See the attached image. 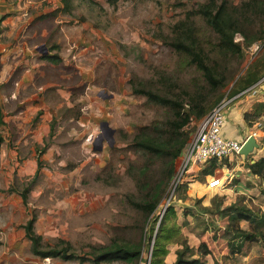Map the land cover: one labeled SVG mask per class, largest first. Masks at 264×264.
<instances>
[{"label":"rangeland","instance_id":"obj_1","mask_svg":"<svg viewBox=\"0 0 264 264\" xmlns=\"http://www.w3.org/2000/svg\"><path fill=\"white\" fill-rule=\"evenodd\" d=\"M249 1L229 0L238 7L231 9L240 29L230 49L208 46L205 39L218 45L220 35L192 14L209 0H74L71 12H62L59 0H22V9L20 0H8L16 6L12 12L0 3V49H13L10 58L0 52L6 122L0 125V264H44L23 228L33 217L43 250L68 251L52 258L54 264H167L168 255L157 263L151 249L170 209L175 214L159 238L169 252L187 242L206 264H264L263 242L239 248L241 242L225 237L231 212H215L237 204L264 214V176L251 167L264 157V16L253 15ZM16 11L28 25L22 32L4 23ZM177 41L193 45L222 85L208 82L195 64H183ZM42 45L59 63L44 58ZM146 91L178 101L193 116L237 96L223 134L241 143L254 136L259 146L248 156L194 167L180 181L187 191L179 199L182 156L168 178L167 161L134 149L146 127L171 113ZM103 123L115 133L106 137ZM40 157L44 168L35 179ZM206 168L214 174L206 176ZM213 178L223 185L212 188ZM27 186L26 206L8 190ZM154 197L158 207L149 214L143 207ZM240 225L255 231L247 221ZM118 246L141 249V256L94 261Z\"/></svg>","mask_w":264,"mask_h":264},{"label":"trees","instance_id":"obj_2","mask_svg":"<svg viewBox=\"0 0 264 264\" xmlns=\"http://www.w3.org/2000/svg\"><path fill=\"white\" fill-rule=\"evenodd\" d=\"M59 1L62 4V12H71V10L73 9L74 0ZM118 1L119 0H108L111 5H115ZM247 3L250 4L248 5V7L251 9L253 15H256L258 17L264 16V0H250ZM231 8L233 9L235 7H233V4H231L229 0H209V2L201 4L197 9L192 11V14L200 15L206 21L207 25L220 35L221 42L218 45L212 44L205 39V43L208 46L214 48L226 47V49L237 46V44L234 43V36L236 33L240 32V29L236 27L237 24L234 19L235 13H233V10ZM237 8L238 7H236L234 10H236ZM199 35L202 37L204 36V34L200 33ZM260 38L261 37L259 36L255 38V40H259ZM173 47L182 56L183 64H195L196 68L202 73V75L208 82L222 85L220 79L216 77L214 70L203 60L201 54L198 53L193 45L177 41L173 44ZM44 58L51 62L59 63L57 61V56L55 57L54 55L47 54L44 56ZM1 69L2 65L0 62V72ZM144 94L148 96L149 101L169 108L171 113L164 123H154V125L146 127L144 129V131H146L144 132L145 134L136 137L134 149H140L145 153L167 161L168 178H172L176 170L177 161L182 156L189 141V133H182L181 130L190 123L193 117L203 116L205 114V110L195 112L196 115L193 116V113H191L190 111H184L183 105L176 100H173L166 96H161L160 94L154 93L152 91H146ZM5 124V112L3 110L2 104L0 103V125ZM150 129H152L151 133L148 132L150 131ZM53 136L54 133L52 125L49 134L50 140L45 144L43 150H46L48 148ZM37 161L38 168L35 174V179L39 177L44 168L43 159H41L40 157ZM211 164L212 167L217 166L216 161L212 162ZM251 167L255 174L264 176V157L256 161ZM204 174L206 176L213 175L214 171L210 168H206ZM175 189L176 195L179 199H183L186 197V195H184V193L187 191L186 184L178 183ZM8 192L17 193L21 196L23 203L26 206L28 205L30 193L29 186L24 187L23 189L19 187H10ZM198 202H201V200H198ZM158 203L159 199L154 197L153 200L145 204L146 207H143V209L148 210V213L151 214L158 207ZM215 209V212L221 213L223 215L231 212L230 220L232 223H229L228 227L226 228L225 237L229 240H232V243H234L235 241L241 242L240 245H238L239 248L242 247V244L245 241L258 240L262 241L264 244V214L257 216L248 208L238 207L237 204H233L224 209H221V207H216ZM203 210L206 213L213 212V209L211 207H204ZM174 214L175 213L173 209H170L165 213V216L162 218V221L160 223L159 232L155 238V245L152 248L154 260L157 263L160 262L161 254H169L167 247H165L166 241H159V238L162 236L161 233L164 232L167 223L166 221L171 219ZM242 221H247L250 224L254 225L255 231L242 228L240 225V222ZM35 222L36 217H33L32 219L28 220V222L23 226L27 238L32 242L33 253L41 258H56L60 256L68 257V251L66 249L50 248L47 250H43L41 248V237L36 233L34 229ZM181 245L182 248L176 251L177 258L173 264H206L201 256H195L194 249L191 248L187 244V242L181 243ZM141 253V249L124 248L118 246L116 248L103 251L101 254H97L94 258V261H102L111 257L138 258L141 256ZM203 254H205V251H203Z\"/></svg>","mask_w":264,"mask_h":264},{"label":"built area","instance_id":"obj_3","mask_svg":"<svg viewBox=\"0 0 264 264\" xmlns=\"http://www.w3.org/2000/svg\"><path fill=\"white\" fill-rule=\"evenodd\" d=\"M15 96L16 94L13 95ZM236 97L226 96L203 116L193 117L190 123L181 130L182 133H189V141L182 154V172L177 180L178 183L183 175L194 167H205L214 161L220 165L226 160L242 156L240 152L244 143L227 138L223 134L227 111ZM218 182V178H213L210 185L215 186ZM44 264H54L52 257L45 258Z\"/></svg>","mask_w":264,"mask_h":264},{"label":"crops","instance_id":"obj_4","mask_svg":"<svg viewBox=\"0 0 264 264\" xmlns=\"http://www.w3.org/2000/svg\"><path fill=\"white\" fill-rule=\"evenodd\" d=\"M7 1L8 0H0V3H4L6 6L4 7V11L5 12H12L15 8H16V6L15 5H13V4H8L7 3ZM22 2V0H20V2L17 4V6H18V8L19 9H22V8H20L21 7V3ZM7 4H8V6H9V9H8V6H7ZM25 4V6L27 5V2L26 3H24ZM0 8H1V6H0ZM25 8V7H24ZM2 9V8H1ZM16 10V9H15ZM16 12H18V11H16ZM19 14H18V16H16V17H9L7 20H5V22L4 23H6V22H8L9 24H16V26H14V27H11V29H10V31H12V28H15V30H17L18 32H22V30L24 29H27V27H28V25H26V26H24V24L22 23V19H23V17H22V14L20 13V11L18 12ZM33 18V16L32 17H28V20H30V19H32ZM34 20V19H33ZM1 47V46H0ZM12 48L11 47H9V46H6V45H4L3 47H2V49H0V52H3L2 53V59L3 58H5V57H7V58H10V55L12 54ZM17 62H19V61H16V62H14L13 64H11V66H13L14 64V66H16V64H17ZM26 65V64H25ZM17 66H20V65H17ZM222 183H224L223 182V179H222ZM176 258H177V255H176V252L175 251H171V252H169V254H168V258L166 259V263L167 264H173L175 261H176Z\"/></svg>","mask_w":264,"mask_h":264},{"label":"water","instance_id":"obj_5","mask_svg":"<svg viewBox=\"0 0 264 264\" xmlns=\"http://www.w3.org/2000/svg\"><path fill=\"white\" fill-rule=\"evenodd\" d=\"M40 51L42 52L43 55H47L49 53V49H48V47L46 45H42L41 48H40ZM102 125L103 126L105 125L111 131L112 134L115 133V130L110 128L109 123H103ZM258 146L259 145L257 143L256 138L254 136H250L246 140V142L243 144L240 153L242 155L248 156L250 153H252L254 151L255 147H258ZM151 251H152V249H151Z\"/></svg>","mask_w":264,"mask_h":264},{"label":"bare ground","instance_id":"obj_6","mask_svg":"<svg viewBox=\"0 0 264 264\" xmlns=\"http://www.w3.org/2000/svg\"><path fill=\"white\" fill-rule=\"evenodd\" d=\"M213 181V180H212ZM211 181V182H212ZM222 181V179H219V182L217 183V185H215V186H212V184L210 185L212 188H218V187H221L222 185H223V183L221 184V185H218V184H220V182Z\"/></svg>","mask_w":264,"mask_h":264},{"label":"flooded vegetation","instance_id":"obj_7","mask_svg":"<svg viewBox=\"0 0 264 264\" xmlns=\"http://www.w3.org/2000/svg\"><path fill=\"white\" fill-rule=\"evenodd\" d=\"M104 134L107 137V136L111 135V132L108 129L105 128Z\"/></svg>","mask_w":264,"mask_h":264}]
</instances>
